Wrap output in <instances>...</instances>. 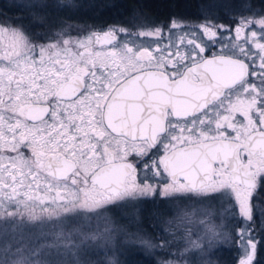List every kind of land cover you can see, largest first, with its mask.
Here are the masks:
<instances>
[{
  "label": "snow or ice",
  "instance_id": "1",
  "mask_svg": "<svg viewBox=\"0 0 264 264\" xmlns=\"http://www.w3.org/2000/svg\"><path fill=\"white\" fill-rule=\"evenodd\" d=\"M233 23L235 37L223 44V25L208 20L179 36V18L73 35L70 24L39 34L0 15V264H46L39 257L55 244H24L26 228H40L38 240L110 237V223L82 229L107 220L108 206L141 198L176 203V228L166 229L173 239L197 214L187 201L217 200L252 220L264 189V2ZM217 43L221 51L205 56ZM201 216L203 234L193 240L186 228L182 251H168L167 238L132 234L134 242L165 250L158 264H186L190 249L220 235L211 211ZM49 225L59 231L43 232ZM238 244V264H254L251 234L240 230Z\"/></svg>",
  "mask_w": 264,
  "mask_h": 264
},
{
  "label": "rangeland",
  "instance_id": "2",
  "mask_svg": "<svg viewBox=\"0 0 264 264\" xmlns=\"http://www.w3.org/2000/svg\"><path fill=\"white\" fill-rule=\"evenodd\" d=\"M18 2H30L31 4H38L45 1L46 4L51 5V8H47V15L39 14V7L30 6L28 12L32 14V19L26 24L21 18H14L12 20H21L25 26L39 34H43L47 30L48 25L59 26L62 23L70 24L73 26V35L77 30L88 29H101L107 28V26L116 25L133 27V24L140 25L144 23L155 22L157 24H163L167 26L169 20H159L150 17L139 16L133 19L121 20L118 19L116 23L104 24L102 20L88 17L87 11H78L80 7H86L88 4L93 3L94 0H16ZM99 1V0H95ZM94 1V2H95ZM231 0H206L207 3L199 4L197 12V18L179 17L182 29H173L177 36L182 34L184 30H191L198 25L205 23L206 20L216 25H223L217 32L223 33V44H228L235 37L234 28L236 24L234 20H239L242 16H251L252 11H258L259 7H252V5L242 4L240 2L233 7L234 3H230ZM94 4V3H93ZM236 7H238L236 9ZM251 9V11H250ZM195 14V13H194ZM84 15V16H80ZM43 17V22L39 18ZM178 18V17H172ZM159 21V22H158ZM255 30L259 36V26H256ZM250 31L246 30V33L250 36ZM168 29L165 27L164 43H168ZM154 40L157 38H140ZM221 40V35L216 38ZM178 46L179 41H175ZM197 42H200L199 40ZM205 43H211L204 37ZM264 43V41H260ZM186 43V42H185ZM221 45L220 43H217ZM250 45L254 53L258 52L254 44ZM222 46V45H221ZM155 47V45H153ZM183 50V46H180ZM260 61L256 59L257 71ZM255 80V77H251ZM163 199L161 204L166 203L163 207L153 203ZM190 205L187 209L191 211L192 208L197 209V214L192 217L191 224H183L176 230V238L168 234L166 229L176 228V220L178 208L175 202H168V198L162 196L141 198L140 201L124 204L120 202V206H108L111 210L106 213L107 220L101 219L97 222L95 219L91 221L90 227H85L82 231L86 234H94L97 231L103 232L106 223H110L113 226V231L110 237H98L97 239H84L79 234H73L70 240H54L51 236L46 239L41 238V229H24L22 232V242L26 245L36 242L37 244L53 245L54 247H45L41 253L39 259H42L46 264H109L110 261H115L116 264H158V261L164 258L165 250L156 248L153 250H145L142 245L134 242L135 236L132 234H139L146 238H151L155 243H160L163 238L169 239L171 243L168 251L176 253L177 250H183L187 244L183 239L184 230L186 228H192V239L195 240L197 235H202L204 228L199 224V219L202 218V211H211L213 222L218 225L217 231L220 233L218 237L213 240L211 247L207 244L203 249H190L183 257V261L186 264H226L224 259L227 251V247H235L236 261L238 264V240L240 230H246L254 238V242L257 243V255L254 264H264V189L258 191L257 195L253 197V211L252 220L240 216L238 207L230 209L227 204L217 200L205 201L203 204L196 203L195 201L184 202ZM163 209V210H162ZM169 220L173 223L170 225ZM99 224V227H97ZM79 225L76 222L70 223L65 227L66 232H70ZM11 231V226H9ZM51 231H59V229H52L51 225L44 228L43 232L48 233ZM20 239V236L17 237ZM4 241L0 239V247H2ZM67 244V247H65ZM260 251V254H259Z\"/></svg>",
  "mask_w": 264,
  "mask_h": 264
},
{
  "label": "trees",
  "instance_id": "3",
  "mask_svg": "<svg viewBox=\"0 0 264 264\" xmlns=\"http://www.w3.org/2000/svg\"><path fill=\"white\" fill-rule=\"evenodd\" d=\"M95 1V0H94ZM88 6L77 9L78 11H87L88 17L102 20L104 24L115 22L118 19L128 20L135 17L144 16L159 20H169L172 17H190L198 10L199 4L207 3L206 0H99ZM236 0H231L234 3ZM258 6L260 9L264 0H237L233 7L239 3ZM256 5V6H254ZM39 7V14L47 15V8L54 9L51 5L45 3L31 4L30 2H18L16 0H0V15L11 19L21 18L24 23L32 19V14L28 12V7ZM238 7H236L237 9ZM48 16V15H47ZM81 17L84 15H80ZM163 207V206H162ZM159 210V209H158ZM163 210V209H162ZM224 253V262L226 264H235V247H227ZM260 254V251H259ZM256 264H259L258 262Z\"/></svg>",
  "mask_w": 264,
  "mask_h": 264
},
{
  "label": "flooded vegetation",
  "instance_id": "4",
  "mask_svg": "<svg viewBox=\"0 0 264 264\" xmlns=\"http://www.w3.org/2000/svg\"><path fill=\"white\" fill-rule=\"evenodd\" d=\"M197 12H199V10H197L196 13L194 14V17H195V18L198 17V16H197V14H198ZM116 22H117V20H116L115 22H112V23H116ZM158 22H159V21H158ZM107 27H108V26H107ZM101 29H105V28H101ZM219 36H220V33L217 32V37H216V38H218ZM206 38H207V37H206ZM221 47H222L221 45L215 44V45H213L211 48L207 49L206 52L204 53V55H205V56H208V57H211L212 54H214V53H218L219 51H221ZM160 202H163V199L160 200L159 202H158V201L153 202V203H155V204L158 205V208H157V209H159V207H162V206L166 205V203L160 205Z\"/></svg>",
  "mask_w": 264,
  "mask_h": 264
}]
</instances>
